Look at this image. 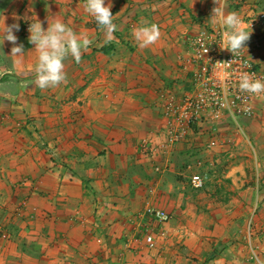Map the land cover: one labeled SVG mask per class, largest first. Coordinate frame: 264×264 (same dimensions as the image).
I'll return each mask as SVG.
<instances>
[{"label": "crops", "instance_id": "obj_1", "mask_svg": "<svg viewBox=\"0 0 264 264\" xmlns=\"http://www.w3.org/2000/svg\"><path fill=\"white\" fill-rule=\"evenodd\" d=\"M235 1L244 5L235 11L241 17L264 11V0ZM199 2L105 0L116 25L106 35L85 13V0H0V31L17 25L24 52L17 63L15 45H0V264H264V202L257 212L254 206V194L264 196L257 185L264 159L260 165L254 151L249 164L222 176L236 197L230 210L192 203L179 170L189 146L158 149L165 138L158 94L191 90L178 56L203 29L179 7ZM55 15L92 43L79 63L65 60L66 83L41 90L33 83L34 46L22 30L35 18L46 29ZM144 22L160 31L147 48L133 36ZM258 62L264 70V39ZM258 114L243 122L250 146L261 150L264 110ZM17 121L25 124L20 131ZM220 132L241 143L229 127ZM250 178L255 185L239 191ZM145 206L170 220L142 219ZM255 212L250 234L239 216ZM146 229L156 238L151 249Z\"/></svg>", "mask_w": 264, "mask_h": 264}, {"label": "built area", "instance_id": "obj_2", "mask_svg": "<svg viewBox=\"0 0 264 264\" xmlns=\"http://www.w3.org/2000/svg\"><path fill=\"white\" fill-rule=\"evenodd\" d=\"M241 21V28L250 31V38L244 45L246 50H241L240 55L232 56L219 48L222 41L220 27L194 35L189 39L186 50L179 55V67L189 75L191 90L183 94L171 92L163 95L162 111L167 119L168 145L178 144L193 126L208 118L216 121L227 117L235 122L237 119L255 118L259 107L264 110V92L252 94L242 92L238 87L240 77L245 73L264 82V70L258 62L264 39V12H253ZM28 28L24 29L26 34ZM229 61L227 65L217 63ZM212 146L213 141L209 143V147ZM143 150H149L145 142ZM204 178L201 174L192 175L190 187L202 189ZM141 215L142 219L147 218L161 226L170 220L165 211L152 206H145ZM250 229L248 227V231ZM143 236L145 246L153 248L156 238L151 229H146ZM3 238L7 235L4 234Z\"/></svg>", "mask_w": 264, "mask_h": 264}, {"label": "clouds", "instance_id": "obj_3", "mask_svg": "<svg viewBox=\"0 0 264 264\" xmlns=\"http://www.w3.org/2000/svg\"><path fill=\"white\" fill-rule=\"evenodd\" d=\"M213 3L216 7L212 9L209 22L219 25L222 29L220 33L222 41L219 48L230 52L232 56L240 55L241 50H246L244 45L250 38V31L241 28L242 21L236 12H225L226 0L223 2L222 0H213ZM111 7V3L106 5L105 0H85L83 5L85 13L94 19L98 28L106 35L116 31V25L110 11ZM46 20V29L36 18L28 28V41L34 46L33 51L36 53L33 83L41 90L55 88L66 83L65 60L71 57L79 63L81 56L92 43L86 36L78 35L56 15L49 16ZM14 28L18 30L17 25L3 26V30L0 31V45L4 41L15 45L11 48L10 56L16 57V62L19 63L24 52L23 46L17 44V37L13 34ZM133 36L139 47L147 48L159 40V27L154 23L144 22L142 26L133 30ZM207 50L208 48L205 49V52ZM230 62L217 63L227 65ZM238 87L240 91L252 94L264 92V82L253 79L247 73L240 77Z\"/></svg>", "mask_w": 264, "mask_h": 264}, {"label": "rangeland", "instance_id": "obj_4", "mask_svg": "<svg viewBox=\"0 0 264 264\" xmlns=\"http://www.w3.org/2000/svg\"><path fill=\"white\" fill-rule=\"evenodd\" d=\"M200 0L199 3H195L194 5H190V9L188 6H180L179 10L189 13L192 15V19H190L191 24H197L204 31H213L219 28V25L215 23H210L209 19L212 14V9L216 7V5L213 3V0H211L210 3H203L204 1ZM223 2V1H222ZM226 8L225 12H235L238 11L239 8H242L244 5L236 2L235 0H226ZM178 11V10H176ZM256 12V11H254ZM264 12V11H262ZM238 16L242 19L245 17H241L239 14ZM25 29V27H24ZM24 29L22 30L24 32ZM201 30V31H202ZM25 33V32H24ZM193 34H190L188 38L185 39V47H187V44L189 43V39L194 36L195 32H192ZM26 34V33H25ZM29 34V32H28ZM198 34V33H197ZM183 53V52H182ZM179 57V56H178ZM179 65V64H178ZM169 92H166L165 90H160L158 94V99L161 104V114H162V120H163V128L165 130V138L164 142L161 143L159 146V150L163 152H167L170 150V148L176 147H186L189 146L190 149H187L185 163L179 164L180 168L179 170L184 173V178L182 179L183 183L188 184V190L189 194L191 195L192 203H196L198 205H204V207L211 205L214 207H224L227 206L226 209L232 210L233 202L232 199L236 198L233 197L235 195L234 191H231V182L226 183L225 181H228L230 178L226 176L222 178V176H225L226 173H228L234 165H241L242 163L244 166L247 163V160L250 159L249 155H256L258 154V159L260 162V165L262 164V159H264V149L257 150L255 148V145L250 146L248 141V135H247V128L243 122V119H237L235 122L229 120L227 117H222L221 119H218L216 121H212L209 118L207 120H203L199 125L193 126L187 133V135L176 145H168L167 144V119L163 115L162 111V104H163V95H167ZM261 108L259 107L257 110L256 117L253 118L257 119L259 114V110ZM0 121H3L4 117H0ZM14 128L22 130L23 126H25L24 122L17 121L14 123ZM225 127H229L233 132L232 135L236 134L237 139L239 138L241 143H239L238 146H234L229 142L230 139V133L220 132ZM225 135L223 138L224 142H222V136ZM213 141L214 146L209 147V143ZM152 150V148H151ZM173 151V150H172ZM255 151V152H254ZM211 162H207V161ZM205 161V163H204ZM210 163V164H209ZM178 169V168H177ZM195 174H201L204 178L205 184L204 187L200 190H193L189 185V180L192 175ZM242 180H245L244 177H242ZM240 181V180H239ZM225 184V187H221L220 184ZM253 182L255 185V181H253L252 178H250L248 181L243 182L241 185V189L239 191H242L246 188H252ZM264 181L261 178L258 179L257 185L262 187L264 186ZM259 193V192H258ZM257 193V195L254 194V206H256V212L259 209V204L264 202V196L260 197V195ZM253 199V196L252 198ZM261 200V201H260ZM218 209V208H215ZM234 212V211H233ZM253 213L249 216V213H247L245 216L240 217L239 220H242V223L246 226V232L248 231V227H251V229L248 231L250 233L253 230V221H254V215ZM203 215L204 212H200ZM229 214L232 213L228 212ZM207 223L210 222L209 219H204ZM243 225V226H244ZM251 234V233H250ZM151 249V248H149Z\"/></svg>", "mask_w": 264, "mask_h": 264}]
</instances>
